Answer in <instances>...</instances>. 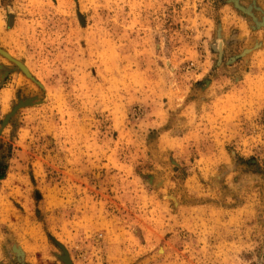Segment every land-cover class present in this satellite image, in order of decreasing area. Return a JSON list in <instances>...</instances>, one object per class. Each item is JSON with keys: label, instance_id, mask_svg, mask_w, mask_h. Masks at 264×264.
Instances as JSON below:
<instances>
[{"label": "rangeland", "instance_id": "rangeland-1", "mask_svg": "<svg viewBox=\"0 0 264 264\" xmlns=\"http://www.w3.org/2000/svg\"><path fill=\"white\" fill-rule=\"evenodd\" d=\"M0 264H264V0H0Z\"/></svg>", "mask_w": 264, "mask_h": 264}]
</instances>
